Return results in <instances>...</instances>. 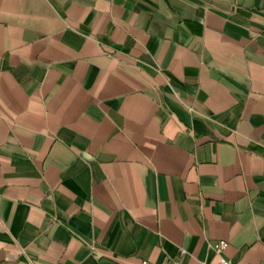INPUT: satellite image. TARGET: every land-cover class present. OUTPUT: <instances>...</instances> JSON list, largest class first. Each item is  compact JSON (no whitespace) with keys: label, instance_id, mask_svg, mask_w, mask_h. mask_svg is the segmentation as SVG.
Returning a JSON list of instances; mask_svg holds the SVG:
<instances>
[{"label":"crops","instance_id":"0c3cea01","mask_svg":"<svg viewBox=\"0 0 264 264\" xmlns=\"http://www.w3.org/2000/svg\"><path fill=\"white\" fill-rule=\"evenodd\" d=\"M220 255L264 264V0H0V264Z\"/></svg>","mask_w":264,"mask_h":264},{"label":"built area","instance_id":"2783aa9c","mask_svg":"<svg viewBox=\"0 0 264 264\" xmlns=\"http://www.w3.org/2000/svg\"><path fill=\"white\" fill-rule=\"evenodd\" d=\"M226 245H227V242L225 240H219V241L214 242L213 247L216 252H220L226 247ZM143 264H149V262L143 261ZM218 264H234V263L229 258L223 255H220Z\"/></svg>","mask_w":264,"mask_h":264}]
</instances>
